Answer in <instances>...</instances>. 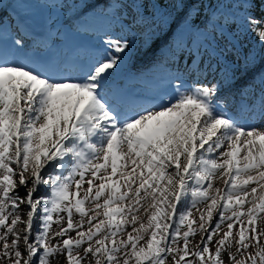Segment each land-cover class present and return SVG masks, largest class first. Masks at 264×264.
Masks as SVG:
<instances>
[{
	"label": "snow or ice",
	"instance_id": "6c2138e0",
	"mask_svg": "<svg viewBox=\"0 0 264 264\" xmlns=\"http://www.w3.org/2000/svg\"><path fill=\"white\" fill-rule=\"evenodd\" d=\"M256 3L113 0L117 27L72 45L98 0L39 27L2 5L0 264H264V71L237 87ZM149 24L187 54L155 94L118 79Z\"/></svg>",
	"mask_w": 264,
	"mask_h": 264
},
{
	"label": "rangeland",
	"instance_id": "374dc122",
	"mask_svg": "<svg viewBox=\"0 0 264 264\" xmlns=\"http://www.w3.org/2000/svg\"><path fill=\"white\" fill-rule=\"evenodd\" d=\"M46 1L47 0H35V2L32 0H0V13L4 11L2 8L3 5L8 13L7 20L9 27H14L12 24L13 18H25L30 20L34 26L35 24L40 26L49 18L55 17L57 12V10L50 8L48 4L41 5L36 3ZM54 2L55 0L51 1V3ZM112 2L113 0H98V5L101 6V8L96 7L91 11L88 16V21H90L86 25H83L84 27L81 26V32H89V34L87 36L84 35V37L82 35L73 36L74 34H70L68 37L71 38L66 37L67 41H73L74 44L82 42H91L95 44L105 30L109 27L116 28L117 26L115 24L110 25V17L107 14V5ZM240 2L241 0H237L236 7L231 10L236 14L237 19H241L244 15V9L240 7ZM203 8L205 14H207V4H205ZM252 14L257 18H264V11H261L259 0H257L256 7L253 9ZM246 29L247 25L244 24L241 27L240 33H238L240 42L244 44L247 49H250L252 55L257 59L252 71L248 73L247 77L239 81L237 87L242 86L246 79H250L253 75L264 71V62L259 60L260 55L264 52V47H262L256 35L250 31H246ZM148 30L153 31V33H149ZM159 31V26L156 24H149L144 28L133 29V32L129 35L132 36L135 47L131 59L121 68L118 77L120 80L130 81L135 89L146 94H155L170 90L166 87L168 81L172 79L178 68L183 72L184 61L187 60V54H184L183 58H181V50L176 46L174 41L166 44L162 39H157ZM82 37L84 39H80ZM193 38L195 39V37ZM205 42L207 43V41ZM147 56L149 59L146 58ZM137 61H139L138 66H144L148 63L149 69L151 70L149 74H147L144 68L137 70L135 76L139 75L144 79L141 83L134 82V76L130 75L132 71H130V76H128L127 79L125 76L127 75L129 67ZM240 75L243 76V72H241ZM244 118L249 123L258 124L260 122L258 115H252L251 117L245 115Z\"/></svg>",
	"mask_w": 264,
	"mask_h": 264
},
{
	"label": "trees",
	"instance_id": "16d2710c",
	"mask_svg": "<svg viewBox=\"0 0 264 264\" xmlns=\"http://www.w3.org/2000/svg\"><path fill=\"white\" fill-rule=\"evenodd\" d=\"M32 1H34L35 2V0H32ZM48 1V2H47ZM46 2H36L37 4H49V3H51V1H53V0H47ZM50 1V2H49ZM99 8H101V6H98ZM98 11H100V10H98ZM90 21V20H89ZM88 21V22H89ZM84 27V26H83ZM149 31V33H153V31H150V30H148Z\"/></svg>",
	"mask_w": 264,
	"mask_h": 264
}]
</instances>
